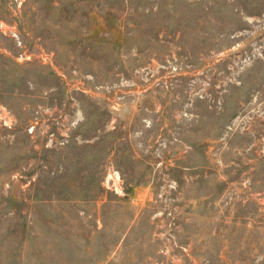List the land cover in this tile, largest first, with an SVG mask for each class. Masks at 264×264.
<instances>
[{"label":"rangeland","instance_id":"rangeland-1","mask_svg":"<svg viewBox=\"0 0 264 264\" xmlns=\"http://www.w3.org/2000/svg\"><path fill=\"white\" fill-rule=\"evenodd\" d=\"M0 264H264V0H0Z\"/></svg>","mask_w":264,"mask_h":264},{"label":"built area","instance_id":"built-area-1","mask_svg":"<svg viewBox=\"0 0 264 264\" xmlns=\"http://www.w3.org/2000/svg\"><path fill=\"white\" fill-rule=\"evenodd\" d=\"M8 123H6V125H7Z\"/></svg>","mask_w":264,"mask_h":264}]
</instances>
